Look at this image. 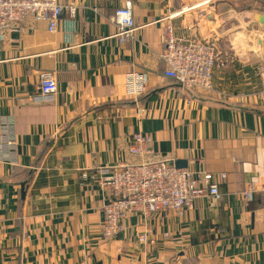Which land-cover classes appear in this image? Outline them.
<instances>
[{
	"label": "crops",
	"instance_id": "0c3cea01",
	"mask_svg": "<svg viewBox=\"0 0 264 264\" xmlns=\"http://www.w3.org/2000/svg\"><path fill=\"white\" fill-rule=\"evenodd\" d=\"M261 1L77 0L55 31L22 24L0 42V133L15 141L0 162V264H264V196L240 195L264 175ZM128 2L138 29L122 44L113 17ZM166 22L216 46L211 91L165 75ZM42 71L55 73L56 94L39 93ZM132 71L145 79L140 94ZM140 131L150 154L129 150ZM161 157L213 173L222 197L181 215L129 213L124 232L102 239L106 193L90 175Z\"/></svg>",
	"mask_w": 264,
	"mask_h": 264
},
{
	"label": "built area",
	"instance_id": "2783aa9c",
	"mask_svg": "<svg viewBox=\"0 0 264 264\" xmlns=\"http://www.w3.org/2000/svg\"><path fill=\"white\" fill-rule=\"evenodd\" d=\"M77 0H0V42L20 30L22 24L47 21L50 31H55L65 16L77 13ZM113 22L115 36L124 44L138 29L131 2L118 7ZM161 58L167 65L165 75L174 79L183 90L211 91L213 69L217 65V48L204 43L196 36L179 37L169 22L163 25ZM258 75L261 80V101L264 105V41L259 52ZM143 74L132 71L128 75V87L135 94L144 90ZM38 90L42 95H54L59 87L52 71L39 75ZM152 137L144 132L134 134L129 145L133 154L146 155L152 152ZM15 145L13 139H5L0 133V162L6 161L7 149ZM8 162V161H7ZM91 179L105 191L101 236L110 240L125 231L129 213L150 217L153 213L166 214L171 210L184 214L195 202L207 196L222 197L219 182L213 173L194 170L188 166H176L171 157L154 158L140 162L120 161L113 165L97 167ZM226 174L222 173L221 178ZM264 196V175L261 181L250 182L240 195L247 201L254 195ZM140 243L150 241L147 232L137 234Z\"/></svg>",
	"mask_w": 264,
	"mask_h": 264
},
{
	"label": "rangeland",
	"instance_id": "374dc122",
	"mask_svg": "<svg viewBox=\"0 0 264 264\" xmlns=\"http://www.w3.org/2000/svg\"><path fill=\"white\" fill-rule=\"evenodd\" d=\"M246 4H247V7H248V2H247V1H246ZM257 5H258L259 8H260L259 10H260L261 12H264V0H262L261 3H260V4L258 3ZM256 8H257V7H256ZM254 30H255V29H254ZM257 32H258V33H263V32H264V25H262V26L260 25V26H259V29H258L257 31H256V30L253 31V35H256V34L258 35Z\"/></svg>",
	"mask_w": 264,
	"mask_h": 264
}]
</instances>
